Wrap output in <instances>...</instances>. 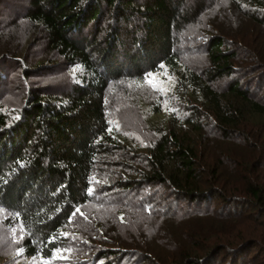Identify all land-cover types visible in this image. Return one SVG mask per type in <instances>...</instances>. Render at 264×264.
<instances>
[{
  "label": "trees",
  "instance_id": "1",
  "mask_svg": "<svg viewBox=\"0 0 264 264\" xmlns=\"http://www.w3.org/2000/svg\"><path fill=\"white\" fill-rule=\"evenodd\" d=\"M184 1L28 0L23 16L60 60L25 66L24 80L58 64L69 78L61 91L26 87L19 106L0 102V211L22 248L14 262L103 264L107 252L89 263L78 255H89L92 237H108L97 211L115 206L120 190L166 187L176 203L219 198L230 213L243 202L264 211V181L243 174L245 153L236 147L240 139L246 151L264 149V105L240 85L246 70L234 67L239 47L222 35L204 45L209 65L185 63L177 33L192 14L182 12ZM233 1L264 27V0ZM18 46L0 56V83L8 63H22ZM221 79L226 88L216 85ZM126 107L136 110L130 130ZM215 135L230 156L212 149ZM224 160L237 165L240 185L221 174ZM246 166L253 171V161ZM141 197L143 212L154 216L153 199ZM126 218L117 211L119 224ZM193 254L173 264L210 262Z\"/></svg>",
  "mask_w": 264,
  "mask_h": 264
},
{
  "label": "rangeland",
  "instance_id": "2",
  "mask_svg": "<svg viewBox=\"0 0 264 264\" xmlns=\"http://www.w3.org/2000/svg\"><path fill=\"white\" fill-rule=\"evenodd\" d=\"M26 6L28 0H0V56L16 53L14 48L17 43L20 44L17 51L24 47L20 51L25 52L21 65L7 64L8 76L0 83V102L3 104L19 106L26 97V87L30 86H42L51 92L61 91L69 78L65 66L58 64L47 71L37 69L24 80L22 71L25 66H35L40 62L50 65L53 59H59L54 50L49 51L42 32L32 27L23 16ZM182 7L183 13L192 14L189 20L180 21L181 31L177 33L181 42L177 48L185 63L195 69L209 65L204 45L209 36L222 35L234 43L233 47H239L234 67L246 70L240 78V85L264 105V75L261 74L264 69L261 61L264 27L239 14L233 0H185ZM227 82V79H221L216 85L226 88ZM135 112L131 107L121 111L125 127L129 130L136 119ZM252 135L255 139V135ZM220 140V136H212V149L217 151L223 148L226 151L224 154H231L227 143ZM243 143L238 139L236 144L237 149L245 153L238 164L240 169H244L243 174L246 175H250V172L258 174L264 181V166L256 167L264 162V149L259 153L255 149L252 153L242 148L240 144ZM262 143L260 137L259 144ZM248 161H253L256 170L247 168ZM235 168V163L224 160L220 170L221 174L229 176L228 180L240 185ZM142 195L153 199L154 216L143 212ZM112 199L115 204L117 202L115 206H102L97 211L100 223L106 226L104 236L107 234L108 237L91 238L92 242L86 249L89 255H78L85 263L96 262L103 252H107L105 258L101 259L104 260L103 264H173L180 263L185 255L193 253L211 257L208 264H264V211L252 203L243 202L231 213L223 209V202L219 198L211 200L209 205L204 202L200 205L176 203L166 187L120 190ZM121 208L127 215V223L122 225L115 220ZM3 215L0 211V264H20L14 262L13 258L14 254L22 251L16 228L15 232L7 228L1 222ZM96 235H100V232ZM106 245L111 246L113 251H105Z\"/></svg>",
  "mask_w": 264,
  "mask_h": 264
},
{
  "label": "snow or ice",
  "instance_id": "3",
  "mask_svg": "<svg viewBox=\"0 0 264 264\" xmlns=\"http://www.w3.org/2000/svg\"><path fill=\"white\" fill-rule=\"evenodd\" d=\"M151 83V81H149Z\"/></svg>",
  "mask_w": 264,
  "mask_h": 264
}]
</instances>
